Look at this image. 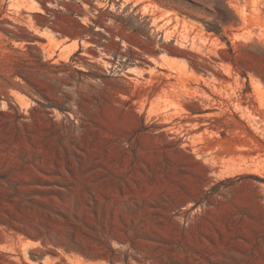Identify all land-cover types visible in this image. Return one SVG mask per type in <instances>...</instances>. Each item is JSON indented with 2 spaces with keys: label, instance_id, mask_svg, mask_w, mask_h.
<instances>
[{
  "label": "rangeland",
  "instance_id": "rangeland-1",
  "mask_svg": "<svg viewBox=\"0 0 264 264\" xmlns=\"http://www.w3.org/2000/svg\"><path fill=\"white\" fill-rule=\"evenodd\" d=\"M174 1L0 0V264H264V0Z\"/></svg>",
  "mask_w": 264,
  "mask_h": 264
},
{
  "label": "trees",
  "instance_id": "trees-1",
  "mask_svg": "<svg viewBox=\"0 0 264 264\" xmlns=\"http://www.w3.org/2000/svg\"><path fill=\"white\" fill-rule=\"evenodd\" d=\"M175 3H173V6L175 8H177L178 10H180V12L182 14H187V15H190V16H194L192 15V13H190L189 11H187L186 9L184 8H191L189 5H184V3H182L181 1L179 0H175L174 1ZM206 3H213L215 5H223L227 8L228 11L232 12V10L228 7L227 5V1L226 0H205ZM95 24L98 23V21H94ZM205 22V25H206V28L208 31H214L216 33H220L222 31V26L223 25H228L230 24V21L228 20H225V19H222L221 21L219 22H208V21H204Z\"/></svg>",
  "mask_w": 264,
  "mask_h": 264
},
{
  "label": "bare ground",
  "instance_id": "bare-ground-1",
  "mask_svg": "<svg viewBox=\"0 0 264 264\" xmlns=\"http://www.w3.org/2000/svg\"><path fill=\"white\" fill-rule=\"evenodd\" d=\"M72 43H73V42H72ZM71 45H72V44H71ZM71 45H70V44L66 45V46H65L66 49L71 50L70 47H69V46H71ZM74 46H75V45H74ZM64 49H65V48H63V50H64ZM25 247H26V248L31 247V244H26Z\"/></svg>",
  "mask_w": 264,
  "mask_h": 264
}]
</instances>
